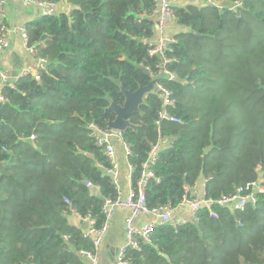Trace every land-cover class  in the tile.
<instances>
[{
  "label": "trees",
  "instance_id": "16d2710c",
  "mask_svg": "<svg viewBox=\"0 0 264 264\" xmlns=\"http://www.w3.org/2000/svg\"><path fill=\"white\" fill-rule=\"evenodd\" d=\"M217 1L239 4L173 6L185 27L165 53L175 79L156 76L160 59L147 52L153 0H68V13L24 27L47 63L39 80L25 75L1 89L0 264H85L79 252L93 245L67 216L89 214L99 227L104 199L118 194L88 125L109 128L110 104L151 80L171 92L167 111L180 122H155V91L129 115L135 127L121 131L132 191L151 146L167 139L150 166L148 207L176 208L200 178L210 200L260 176L264 186V0ZM255 198L243 211L213 203L195 221L156 226L127 255L134 264H264V192Z\"/></svg>",
  "mask_w": 264,
  "mask_h": 264
},
{
  "label": "built area",
  "instance_id": "2783aa9c",
  "mask_svg": "<svg viewBox=\"0 0 264 264\" xmlns=\"http://www.w3.org/2000/svg\"><path fill=\"white\" fill-rule=\"evenodd\" d=\"M154 8L151 15L155 17V40H147L148 44V55L157 56L160 61L156 64L157 71L156 76H162L167 79H175V73L167 68V65L171 61L166 56V51L170 50V44L175 41L172 34L168 32V22L170 20H175V15L173 11V6L171 0H153ZM192 2H197V5L201 6H217L219 8L223 6H229L233 8L239 4V2H234L231 4H222L217 0H191ZM7 0H0V51L5 50L8 43V33L19 34L22 38L23 44L26 48L33 54L34 49L32 45L28 43L27 31L24 27L17 25H7L2 21L4 10ZM24 5L35 4L43 8V15L49 16L55 14L56 8L55 3L51 0H23ZM46 59L43 57H35V63L29 66L23 76L31 75L36 80H39V73L46 66ZM148 70V69H147ZM153 75L152 73H150ZM156 91L160 93L162 108L158 111L156 123L159 124L160 120L166 119L171 122H180V120L168 113L167 107L174 104V99L171 96V92L161 86L156 84ZM3 100L2 95H0V101ZM90 129V135L93 137L96 145L101 148L103 154L109 161L110 167L107 168L106 173L110 175L113 182L117 185L118 182V164L115 160V149L113 138H117L122 141L123 150L127 159V155L130 153L129 146L124 142L121 136V131L115 129H102L94 124L88 125ZM34 137L30 136L32 140ZM167 139H159L155 144H153L149 150L147 159L143 163V168L140 174V178L137 181V187L135 191L132 189L125 195H122L118 189V194L115 198H105L101 205V213L103 215L102 224L97 227L95 226V220L91 215L87 214L83 217L79 216L85 222V226L82 229V235L85 238H89L92 245L93 251H80V255L84 258L85 264H98V253L102 247L103 239L106 236L110 220L118 208H127L129 214L124 220V233L125 241L118 248L113 264H134L131 258L128 257L127 251L130 249H138L140 241L149 243L151 242V235L156 226H162L166 224L178 225L185 221L178 220L174 221L172 219L173 208L168 205H160L154 207H148L146 204L145 197V186L148 180L154 177L153 171L150 169L151 164L156 160L157 153L166 145ZM128 163V162H127ZM132 166L128 163V177L130 179ZM158 181V179H157ZM205 182L203 179L201 184L198 186L196 183L192 187L187 189L186 196H183L181 204H186L192 214V220H196V213L204 206L210 207L211 204L216 203L221 207H227L232 210L243 211L248 205L254 204L256 201V194L259 192H264V186L262 185L263 179L260 176L258 180H255L251 184L244 187H238L231 194H223L217 200L205 199ZM85 186L94 189L97 188L91 182H85ZM118 187V186H117ZM69 202L68 199H65ZM212 214V213H211ZM139 215L149 216L150 220L141 226H136L134 223L135 218Z\"/></svg>",
  "mask_w": 264,
  "mask_h": 264
},
{
  "label": "crops",
  "instance_id": "0c3cea01",
  "mask_svg": "<svg viewBox=\"0 0 264 264\" xmlns=\"http://www.w3.org/2000/svg\"><path fill=\"white\" fill-rule=\"evenodd\" d=\"M174 6H184V0H171ZM57 12L68 13L72 5L68 0H61L55 3ZM43 15V8L35 5H24L23 0H7L2 21L7 25H17L25 27L29 22H32ZM168 32L175 34L183 31L185 27L179 25L175 20L168 22ZM8 47L0 51V95L1 89L4 86H13L15 82L23 76L25 70L35 63L34 55L26 48L19 34L8 33ZM156 36L154 35L153 40ZM115 149V160L118 164V182L117 186L122 195H125L131 189L130 179L128 177V163L123 150L121 140L113 138ZM203 181L200 178L197 181L198 186ZM129 214L127 208H118L115 210L106 236L103 239L102 247L98 253V264H113L118 248L125 241L124 220ZM69 222L80 228H84L85 222L75 213L67 216ZM192 214L186 204H179L173 209L172 219L174 221L191 220ZM150 220L149 216L139 215L135 218L136 226H141Z\"/></svg>",
  "mask_w": 264,
  "mask_h": 264
},
{
  "label": "water",
  "instance_id": "95a60500",
  "mask_svg": "<svg viewBox=\"0 0 264 264\" xmlns=\"http://www.w3.org/2000/svg\"><path fill=\"white\" fill-rule=\"evenodd\" d=\"M192 3L197 4V2ZM141 69L145 74H148L146 68ZM155 91L156 86L153 80H151L146 86L137 88L134 92L125 91V99L122 105L111 103L109 106L114 112V119L108 121V127L119 131H123L128 127L134 128V124H132L128 118L129 115L139 110V106L143 103L146 94ZM191 221L193 220L191 219ZM50 232L53 234L55 230L51 228Z\"/></svg>",
  "mask_w": 264,
  "mask_h": 264
},
{
  "label": "rangeland",
  "instance_id": "374dc122",
  "mask_svg": "<svg viewBox=\"0 0 264 264\" xmlns=\"http://www.w3.org/2000/svg\"><path fill=\"white\" fill-rule=\"evenodd\" d=\"M184 2H185V5L188 4V3H192L191 0H184Z\"/></svg>",
  "mask_w": 264,
  "mask_h": 264
}]
</instances>
